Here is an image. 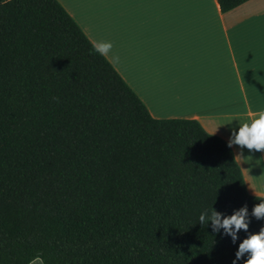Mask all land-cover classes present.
<instances>
[{"label":"trees","instance_id":"1","mask_svg":"<svg viewBox=\"0 0 264 264\" xmlns=\"http://www.w3.org/2000/svg\"><path fill=\"white\" fill-rule=\"evenodd\" d=\"M261 203L223 140L152 118L56 0H0V264H245Z\"/></svg>","mask_w":264,"mask_h":264},{"label":"crops","instance_id":"2","mask_svg":"<svg viewBox=\"0 0 264 264\" xmlns=\"http://www.w3.org/2000/svg\"><path fill=\"white\" fill-rule=\"evenodd\" d=\"M154 119L195 120L227 145L264 110V0H56ZM245 190L264 199V152L230 148ZM29 264H41L33 260Z\"/></svg>","mask_w":264,"mask_h":264},{"label":"clouds","instance_id":"3","mask_svg":"<svg viewBox=\"0 0 264 264\" xmlns=\"http://www.w3.org/2000/svg\"><path fill=\"white\" fill-rule=\"evenodd\" d=\"M94 51L101 56H108L111 54V59L114 63L120 62L118 54L112 53L113 45L109 41H98L94 46ZM58 99V98H54ZM233 144L240 146L241 149L247 148L249 151L264 152V110L253 114L250 122H245L239 126L238 132H233L232 138L228 142V147L231 148ZM254 214L257 217L264 215V203L259 204L254 208ZM246 209H241L234 215L223 220L222 226L227 232L233 235L235 242V233L232 232V226L236 230H247L248 224L245 222ZM201 223L204 222V214L199 217ZM212 221L215 226L220 225V217L218 213L213 212ZM249 252V258L245 264H264V229L259 233L250 235L239 246V251L236 253V258L240 259L241 256ZM235 264V261H233Z\"/></svg>","mask_w":264,"mask_h":264}]
</instances>
